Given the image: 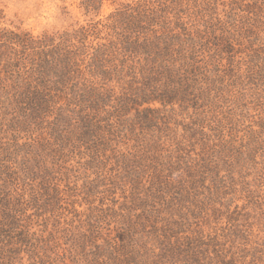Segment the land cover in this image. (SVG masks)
Wrapping results in <instances>:
<instances>
[{
	"label": "rangeland",
	"instance_id": "374dc122",
	"mask_svg": "<svg viewBox=\"0 0 264 264\" xmlns=\"http://www.w3.org/2000/svg\"><path fill=\"white\" fill-rule=\"evenodd\" d=\"M81 1L0 0V28L52 35L137 0ZM239 16L190 101L91 146L18 117L0 66V264H264V26Z\"/></svg>",
	"mask_w": 264,
	"mask_h": 264
},
{
	"label": "trees",
	"instance_id": "16d2710c",
	"mask_svg": "<svg viewBox=\"0 0 264 264\" xmlns=\"http://www.w3.org/2000/svg\"><path fill=\"white\" fill-rule=\"evenodd\" d=\"M101 2L83 0L80 8L96 12ZM243 12L264 26V0H137L102 21L52 35L0 28V66L18 117L47 123L53 143L74 138L91 146L105 134L143 129L144 121L121 118L132 110L134 117H156V109L143 106L190 101L203 55L234 41L225 28L230 21L220 16L234 27Z\"/></svg>",
	"mask_w": 264,
	"mask_h": 264
}]
</instances>
